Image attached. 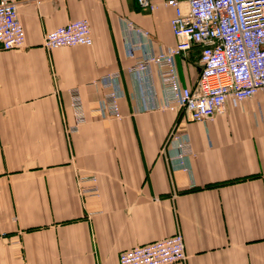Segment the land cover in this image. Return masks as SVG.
Returning <instances> with one entry per match:
<instances>
[{"label":"crops","instance_id":"0c3cea01","mask_svg":"<svg viewBox=\"0 0 264 264\" xmlns=\"http://www.w3.org/2000/svg\"><path fill=\"white\" fill-rule=\"evenodd\" d=\"M22 47L0 50V264H120V252L182 231L187 258L174 264H264V90L205 120L180 109L136 111L122 19L149 32L156 50L176 43L167 0H16ZM90 20V45L47 48L45 34ZM199 48L178 57L194 86ZM121 71L123 117L101 118L98 79ZM153 80L163 90L156 65ZM78 86L87 120L74 122ZM187 131L192 170L163 150L172 126ZM96 173L82 195L78 175Z\"/></svg>","mask_w":264,"mask_h":264},{"label":"built area","instance_id":"2783aa9c","mask_svg":"<svg viewBox=\"0 0 264 264\" xmlns=\"http://www.w3.org/2000/svg\"><path fill=\"white\" fill-rule=\"evenodd\" d=\"M40 1V0H38ZM141 7L153 9V0H138ZM175 9L171 25L176 43L156 50L149 32L124 18L126 51L135 59L129 66L137 91L131 93L136 111L152 108L180 109L188 120H205L223 111L232 96L242 100L264 90V0H167ZM26 41L24 24L19 17L18 1L0 0V50L22 47ZM94 41L90 20L86 17L69 21L45 34L47 48L63 45H90ZM199 48L201 69L194 86L180 78L178 57ZM157 66L163 90L159 99L153 80ZM121 71L102 75L98 82L106 90L95 110L99 117H123L120 99L126 95ZM74 122L71 134L87 120L85 104L78 86L69 89ZM173 149L168 160L187 171L193 153L187 131L175 123L163 150ZM82 195L98 191L96 173L78 175ZM188 254L182 231L120 252V264H174Z\"/></svg>","mask_w":264,"mask_h":264}]
</instances>
